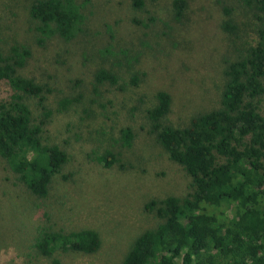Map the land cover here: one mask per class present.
I'll return each instance as SVG.
<instances>
[{
    "label": "rangeland",
    "instance_id": "374dc122",
    "mask_svg": "<svg viewBox=\"0 0 264 264\" xmlns=\"http://www.w3.org/2000/svg\"><path fill=\"white\" fill-rule=\"evenodd\" d=\"M33 1L0 0V52L7 54L18 43L32 49L22 74L52 90L44 137L65 150L69 162L54 178L49 198L40 201L0 160V262L52 264L34 248L41 228H51L93 229L102 239L94 255L59 254L62 264H121L134 240L158 223L144 205L189 192L186 172L150 134L147 111L157 104V93L171 95L164 122L174 127L217 108L229 63L257 44L264 19L240 0H187L181 22L174 17V0H147L143 13L133 9L131 0H90L79 38L69 43L52 39L41 47L28 16ZM151 17L157 21L149 28L135 23ZM228 21L234 31L223 28ZM109 46L117 57H103L101 51ZM121 51L139 59L128 62ZM100 67L115 70L126 86H104L102 96H95L94 74ZM135 74L139 81L132 85ZM63 99L74 102L63 108ZM30 105L36 118L43 115L38 100ZM125 128L136 136L131 148L117 141ZM107 149L120 155L111 168L95 161Z\"/></svg>",
    "mask_w": 264,
    "mask_h": 264
},
{
    "label": "trees",
    "instance_id": "16d2710c",
    "mask_svg": "<svg viewBox=\"0 0 264 264\" xmlns=\"http://www.w3.org/2000/svg\"><path fill=\"white\" fill-rule=\"evenodd\" d=\"M89 2L34 0L28 16L35 23L37 44L43 47L52 39L69 43L79 38L88 21ZM240 2L264 19V0ZM146 3L131 0L140 13ZM187 8V0H174L175 20L181 22ZM148 21L135 19L144 28L157 20ZM223 26L235 30L229 21ZM121 53L128 62L139 59ZM101 54L117 57L111 46ZM32 55L30 47L19 43L7 54L0 52V160L34 198L45 201L69 154L45 141V126L52 116L46 101L52 90L22 74ZM225 76L219 106L192 117L185 126L164 122L172 107L168 92H158L157 104L147 111L150 134L168 159L186 172L189 192L151 199L144 205L158 223L134 240L121 264H264V27L257 44L230 62ZM138 81L135 74L131 84ZM104 86L123 88L126 81L115 70L100 67L94 74L93 94L101 97ZM31 100H38L43 112L39 118ZM73 102L63 99L60 105L67 108ZM135 138L133 130L125 128L117 141L131 148ZM95 161L111 168L120 155L107 149L96 154ZM101 247V236L93 229L41 228L34 244L52 264H62L59 254L94 255Z\"/></svg>",
    "mask_w": 264,
    "mask_h": 264
}]
</instances>
